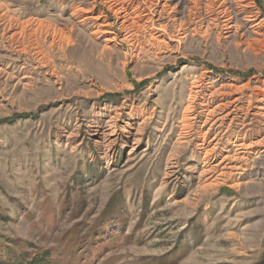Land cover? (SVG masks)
Listing matches in <instances>:
<instances>
[{
    "label": "rangeland",
    "instance_id": "rangeland-1",
    "mask_svg": "<svg viewBox=\"0 0 264 264\" xmlns=\"http://www.w3.org/2000/svg\"><path fill=\"white\" fill-rule=\"evenodd\" d=\"M91 1L0 0L16 21L49 24L40 41L46 66L34 51L20 52L21 40L9 41L0 24V264H264V147L240 149L246 155L232 166L241 168L204 191L214 178L200 176L202 137L178 139L199 77L196 112L203 100L220 102L210 97L220 85L230 90L227 101L240 99L236 122L247 106L245 124L264 112V26L257 33L245 21L251 13L264 20V0L232 10L236 31L219 17L212 24L215 15L203 9L190 20L187 5L172 2L164 10L177 24L155 23L154 32L168 26L161 36L141 31L139 46L102 5L94 14L113 26L91 35L95 26L71 15ZM182 16L186 29L175 32ZM71 25V43L50 46L53 28L67 34ZM112 118L114 134L104 137ZM237 127L212 164L233 153L244 133ZM251 128L245 143L264 136L263 126Z\"/></svg>",
    "mask_w": 264,
    "mask_h": 264
},
{
    "label": "bare ground",
    "instance_id": "bare-ground-1",
    "mask_svg": "<svg viewBox=\"0 0 264 264\" xmlns=\"http://www.w3.org/2000/svg\"><path fill=\"white\" fill-rule=\"evenodd\" d=\"M155 2H157V4L161 7V10H157L154 8L155 6H153L154 4L153 0H92L89 8H84V7L76 8L75 7L71 15L81 16L82 14L83 17L79 23L81 24L90 23L92 26H95V29L93 30L91 35L108 34L110 33L109 29L113 26V24L108 23L106 21L107 16H105L103 12L94 14V11L96 10V6L102 5L104 8H106V11L113 13V16H115L117 20L120 21L118 25V30H122L126 32V36L124 40L126 41L127 39H129V41L132 44L135 43L137 46H139L140 41L138 38L139 37L141 38V36H143L141 35L142 34L141 31L143 32L144 30H147V32L149 33L154 32L155 23L157 24L159 21H162L164 19H169L174 24H177L176 22L178 19H176V17L173 15H169L171 14V12H169L170 10L168 11L169 13H167V11L164 10V8L168 7L169 4L172 2H175V5L171 7V9H174L177 6L187 5L186 6L187 8L186 17L189 19L191 15H195L196 12L198 14V11H200V9H203L205 11V14H208V16L213 17L215 15L211 19L212 21H214V22H211L212 24L216 23L219 17L222 20L224 19L223 22H225V26L228 29L234 28V27L237 29L238 21L234 17L235 14H233V11H232L233 9L236 10L238 13L240 11H246L252 6L251 5L252 2L250 0H155ZM184 15L185 14H183V16ZM155 16H157L156 19H155ZM183 16H182V19L179 20L178 22L179 28L177 27L178 29L176 28L175 32L177 31L183 32L186 29V27L185 29L183 28L185 24ZM247 18L248 19H245L246 22H254L250 26L252 31L257 32L263 28L264 20L261 19L260 21H256L257 13H251L250 16H248ZM0 22H1L0 24H2V32H3L2 35L7 36L9 41L10 40L11 41L21 40V42L19 43L20 52L27 53L28 51L32 50L34 51L35 54L39 56V59H38L39 64H43L44 66L49 65V57H48L49 55L40 45V41L43 40V36H42L43 28L48 27L49 26L48 23L41 22L36 19L26 20V21H21V22L16 21L14 18L9 16L7 14V10L3 9L1 6H0ZM158 26L160 30H157V31L155 30L154 33H159L160 36L162 34L168 33V26L166 24L158 25ZM46 32L49 33L47 30ZM73 32H74V27L72 25H71V29L69 30L67 34L63 31V29L53 28L52 37L54 39L51 41L50 46H52L54 42H57L59 45L65 44V43L66 45H69L71 43L70 41L72 37L71 34ZM43 33H45V31ZM259 34H261V37L264 36L263 32ZM112 40L113 39H110L108 36L104 38V42H113ZM260 42L261 40L254 39L251 43H260ZM11 44L13 45V43ZM247 45L249 47L252 46L250 43L249 44L247 43ZM199 78L202 79L201 77ZM199 78L195 80V83L192 84V89H190L189 91L188 105L185 107V112H187V116L186 117L183 116V119L181 121V124H180L181 132L179 133L178 139L181 140L179 144H182V143H186L188 138H190L196 133L202 137V142L198 144L201 150H204L203 165H202L203 169L200 171V176H203V175L206 176L212 173L211 176L207 178V180L214 178L211 180L212 184L203 183V185H201L202 187L200 186L205 191L207 190V188H210L211 186L219 184V181H218L219 176L229 175L226 172V170H229L232 168L233 169L241 168L240 166H237L236 168H235V165L232 166V164L234 163H240L243 157H245L246 155V154L244 155L242 154L241 156V153L239 152L240 149L252 148L254 146L264 147V136L257 138L256 140L250 141L249 143H245V140H247V134L253 131L251 127L253 126L254 123L258 124V126L261 128L263 126V129H264V124L261 123L262 121L264 122V112L255 113L253 115L251 114L252 119H249V122L245 124L248 117L250 116V112H249L250 107L247 106L246 113H243L244 119H242L240 123L236 122L240 120L238 113L243 112V108H241V106L238 104L240 102V99L238 98H235L230 101L226 100L228 98V95H229L228 92L230 90L226 92L223 89L227 85L225 86L220 85V87L214 89L213 92H210L211 98L220 96L222 98L220 102L210 107V104L212 103L213 99H209L207 102H204V103H203L204 101L203 100L202 103H200L202 110L199 113L196 112V107H198L199 105V104L196 105V100L198 97L201 98L199 94L202 91V86L200 84ZM261 110L263 111L264 109H261ZM201 115L204 116V121H202V124L199 126L198 119L200 118L199 116ZM256 118H260L261 121L256 120ZM228 120H229V123L227 124ZM114 121H115V118H112L109 122H107L108 123L106 125L107 132L106 134L104 133V137L113 136L114 133H112L113 131H110V129H113L115 127ZM236 125L240 126L239 127L240 129L237 127L239 130L238 132L240 133L244 131V133L241 139L239 140L236 139L234 143H231V147L233 148V153L231 155L227 154L223 156V158L218 163L212 164L214 152H216L217 147L219 146V144H221L223 135L233 132L236 129ZM205 127H207V129L205 131H202V129ZM223 128H225L224 132L222 131ZM141 131L142 130L140 128L136 130L134 134L135 142H138L139 138L136 136L141 135ZM215 131H216L215 135L208 141V144L206 145L204 142H206L208 134H211V132H215ZM237 135L238 134H236V136ZM214 141L215 143L211 146V148H209L210 144H212V142ZM205 147H207V149ZM234 147L236 149H234ZM227 152L229 153L228 149H227ZM216 172H219V173L215 177L213 176V174H215ZM167 174L168 173H166V175Z\"/></svg>",
    "mask_w": 264,
    "mask_h": 264
}]
</instances>
